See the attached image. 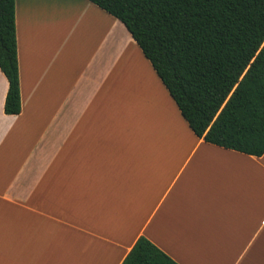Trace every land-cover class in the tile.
I'll return each instance as SVG.
<instances>
[{
	"label": "crops",
	"instance_id": "0c3cea01",
	"mask_svg": "<svg viewBox=\"0 0 264 264\" xmlns=\"http://www.w3.org/2000/svg\"><path fill=\"white\" fill-rule=\"evenodd\" d=\"M20 112L3 111L0 264H264V154L205 143L124 25L88 0H14Z\"/></svg>",
	"mask_w": 264,
	"mask_h": 264
},
{
	"label": "trees",
	"instance_id": "16d2710c",
	"mask_svg": "<svg viewBox=\"0 0 264 264\" xmlns=\"http://www.w3.org/2000/svg\"><path fill=\"white\" fill-rule=\"evenodd\" d=\"M117 19L192 133L264 154V0H88ZM14 0H0L3 111L20 112ZM121 264H176L140 237Z\"/></svg>",
	"mask_w": 264,
	"mask_h": 264
}]
</instances>
